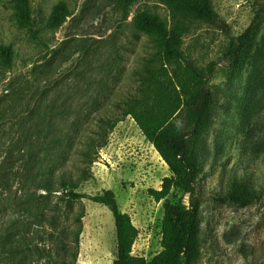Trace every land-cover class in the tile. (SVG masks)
Instances as JSON below:
<instances>
[{
    "label": "rangeland",
    "instance_id": "rangeland-1",
    "mask_svg": "<svg viewBox=\"0 0 264 264\" xmlns=\"http://www.w3.org/2000/svg\"><path fill=\"white\" fill-rule=\"evenodd\" d=\"M211 1L217 23L197 25L184 37L200 64L215 63L214 101L196 145L203 166L196 185L206 240L201 264H264V59L248 47L264 37V0ZM29 3L38 39L14 20L13 1L0 0V47L13 51L11 67H0V264L115 259L108 207L86 199L68 204L39 188L54 164L77 182V193L111 190L138 231L132 254L150 260L160 251L163 210L147 190L159 189L170 173L129 117L99 151L96 131L98 119L118 117L122 103L138 94L155 53L148 36L134 29V14L167 19L168 13L159 0ZM59 3L68 17L53 28L47 20ZM246 30L248 46L229 58V40ZM235 178L261 190L260 201L244 207L214 201ZM169 198L188 201L177 190Z\"/></svg>",
    "mask_w": 264,
    "mask_h": 264
},
{
    "label": "trees",
    "instance_id": "trees-1",
    "mask_svg": "<svg viewBox=\"0 0 264 264\" xmlns=\"http://www.w3.org/2000/svg\"><path fill=\"white\" fill-rule=\"evenodd\" d=\"M12 1L16 23L38 39L29 0ZM121 1L129 6L134 0ZM159 2L168 13L167 19L146 10L138 11L133 16L134 29L148 36L155 53L146 65L138 94L122 103L120 115L98 119L96 151L106 146L108 135L116 124L129 117L167 166L170 175L162 178L159 189L147 190L154 202L162 203L160 251L150 260L132 254L138 231L130 216L119 210L111 190H104L96 196L77 193V182L59 164L51 166L39 183V188L47 195L57 192L59 200L68 204L86 199L109 208L116 235V256L112 264H201L205 249L201 201L196 188L203 166L197 159L196 145L214 101L210 82L215 63L200 64L185 50L184 37L197 25H215L219 17L211 0ZM67 17L65 5L59 3L48 18L47 25L58 27ZM249 34L246 30L230 39L225 54L231 59L236 58L248 46ZM248 47L252 48L254 57L264 59V37ZM12 58V48L1 46L0 67L10 68ZM94 142L91 139V145ZM261 147L264 154V142ZM83 155L89 157L87 153ZM88 162L92 164L94 160L88 159ZM175 190L187 196V203L181 200L174 202L169 198ZM261 196V190L245 179L235 178L222 194L214 197V201L244 207L258 203ZM80 233L79 225L74 241L77 245ZM76 257L75 253L74 261ZM59 264L66 263L62 261Z\"/></svg>",
    "mask_w": 264,
    "mask_h": 264
},
{
    "label": "crops",
    "instance_id": "crops-1",
    "mask_svg": "<svg viewBox=\"0 0 264 264\" xmlns=\"http://www.w3.org/2000/svg\"><path fill=\"white\" fill-rule=\"evenodd\" d=\"M148 145L153 149V147H152V145L151 144H149L148 143ZM153 152L156 154L157 152L153 149ZM157 156H159V155H157ZM161 160V159H160ZM161 162H162V160H161Z\"/></svg>",
    "mask_w": 264,
    "mask_h": 264
}]
</instances>
